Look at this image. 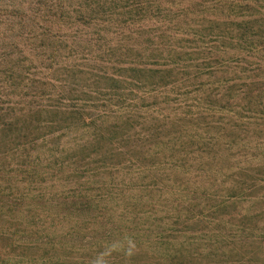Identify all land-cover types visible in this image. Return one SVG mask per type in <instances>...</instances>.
Returning a JSON list of instances; mask_svg holds the SVG:
<instances>
[{
	"label": "trees",
	"instance_id": "16d2710c",
	"mask_svg": "<svg viewBox=\"0 0 264 264\" xmlns=\"http://www.w3.org/2000/svg\"><path fill=\"white\" fill-rule=\"evenodd\" d=\"M29 6L0 264H264V0Z\"/></svg>",
	"mask_w": 264,
	"mask_h": 264
},
{
	"label": "rangeland",
	"instance_id": "374dc122",
	"mask_svg": "<svg viewBox=\"0 0 264 264\" xmlns=\"http://www.w3.org/2000/svg\"><path fill=\"white\" fill-rule=\"evenodd\" d=\"M33 0H0V72L5 60H24L29 56L27 43L34 42L28 38L27 26L31 22L22 21V9L28 10ZM37 24V23H35Z\"/></svg>",
	"mask_w": 264,
	"mask_h": 264
}]
</instances>
